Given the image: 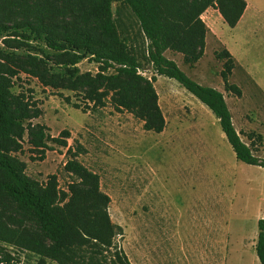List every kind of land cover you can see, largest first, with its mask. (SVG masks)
Listing matches in <instances>:
<instances>
[{
	"label": "rangeland",
	"instance_id": "1",
	"mask_svg": "<svg viewBox=\"0 0 264 264\" xmlns=\"http://www.w3.org/2000/svg\"><path fill=\"white\" fill-rule=\"evenodd\" d=\"M247 1L252 8L235 27L225 22L217 8L201 14L208 31L204 54L196 63H185L180 52L168 49L164 54L200 84L223 93L240 137L263 159L264 0ZM118 7L114 2L121 31L146 47L130 10ZM39 45L49 51L43 42ZM225 48L235 60L229 83L240 88V95L226 89L221 75L225 59L217 54ZM78 67L81 72L98 71V63L89 57L81 59ZM139 73L151 78L155 71L144 63ZM153 84L166 122L160 132L144 129L142 119L118 111L110 102L94 108L78 92L55 90L21 74L14 90H29L42 110L33 122L45 124L51 138L64 129L71 134L67 147L49 140L43 158L25 137L24 150L18 153L26 162L25 172L42 182L56 174L59 188L68 192L75 180L65 167L71 147L76 159L98 174L101 190L110 197V218L119 228L114 247L105 252L109 259L122 249L130 264H261L255 245L257 222L264 217V167L237 159L216 115L177 80L156 74ZM205 202H212L213 212ZM164 203L172 211V228L182 234L150 232L144 213ZM210 218L213 234H188L189 224L201 233L200 221L205 224ZM7 248L19 258L18 264H35L38 259L28 251Z\"/></svg>",
	"mask_w": 264,
	"mask_h": 264
},
{
	"label": "trees",
	"instance_id": "2",
	"mask_svg": "<svg viewBox=\"0 0 264 264\" xmlns=\"http://www.w3.org/2000/svg\"><path fill=\"white\" fill-rule=\"evenodd\" d=\"M114 2L119 10H130L146 47L121 31ZM209 7L235 27L247 1L0 0V264L19 262L7 247L34 254L35 264H130L122 249L110 259L105 255L119 229L108 212L110 197L101 190L98 174L83 166L71 147L65 167L75 180L68 192L59 188L56 174L42 182L25 172L26 162L18 155L25 137L43 158L49 140L67 147L71 134L64 129L51 138L45 124L33 122L42 110L29 90H14L21 74L55 90L78 92L94 108L110 102L156 132L166 122L153 83L156 74L173 78L216 115L237 159L264 167V158L255 156L236 130L223 93L200 84L164 54L180 52L191 65L203 56L208 28L201 14ZM217 56L225 59L221 75L226 89L240 95V88L229 83L233 55L225 48ZM86 57L98 63L96 73L80 71L78 63ZM144 63L155 71L151 78L139 73ZM257 225L255 249L264 264V217Z\"/></svg>",
	"mask_w": 264,
	"mask_h": 264
},
{
	"label": "crops",
	"instance_id": "3",
	"mask_svg": "<svg viewBox=\"0 0 264 264\" xmlns=\"http://www.w3.org/2000/svg\"><path fill=\"white\" fill-rule=\"evenodd\" d=\"M250 8H252V6L247 1V7L245 9V12H247V10H249ZM208 10L209 9H207L206 12ZM253 10L259 14L263 13L262 10H259L258 8L254 7V6H253ZM245 12H244V14H245ZM244 14H243V16H244ZM243 16L241 17V19L243 18ZM241 19H240V21H241ZM205 203H206L205 206H207V209L209 208L210 212H213V211H211L212 207H213L212 202H210L211 203L210 205H208L207 202H205ZM150 207H151V210L148 212V214L146 212L144 213V217H147V219H148L147 224L150 227V232H154L156 230V234H182L181 230H179L178 228H175V229L172 228V224H171V221L173 220V217L171 214L172 211H171L170 207L167 205V203L162 204V206H158L156 211L154 210L153 206H150ZM194 220H196L195 221V224H196L198 222V219L195 217ZM208 224H211V226L209 227L210 230L208 229ZM198 227L200 228V230L198 232H201V233H196L197 231H193L194 225L189 224L190 233H188V234H213V229H214L213 219H211V220L205 219V224L200 221V224L198 225ZM204 227H205V230H207V229L208 230L205 231ZM202 230H204V231H202Z\"/></svg>",
	"mask_w": 264,
	"mask_h": 264
}]
</instances>
